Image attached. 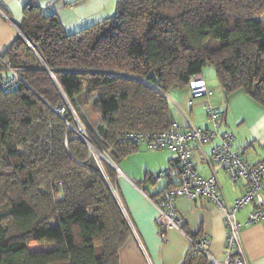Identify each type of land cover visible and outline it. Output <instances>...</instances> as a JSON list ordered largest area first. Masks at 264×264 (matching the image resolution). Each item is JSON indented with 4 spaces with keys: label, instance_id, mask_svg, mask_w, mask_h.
Returning <instances> with one entry per match:
<instances>
[{
    "label": "trees",
    "instance_id": "trees-1",
    "mask_svg": "<svg viewBox=\"0 0 264 264\" xmlns=\"http://www.w3.org/2000/svg\"><path fill=\"white\" fill-rule=\"evenodd\" d=\"M262 15L264 0H116L112 16L67 34L54 13L26 6L24 37L3 55L26 85L0 92V264H119L131 235L88 145L69 130L73 118L53 110L60 91L97 115L85 131L112 162L151 150L120 134L168 130L175 123L162 92L188 89L205 65L226 96L241 90L264 107ZM36 242L52 247L30 251ZM182 264L209 262L190 246Z\"/></svg>",
    "mask_w": 264,
    "mask_h": 264
},
{
    "label": "crops",
    "instance_id": "crops-1",
    "mask_svg": "<svg viewBox=\"0 0 264 264\" xmlns=\"http://www.w3.org/2000/svg\"><path fill=\"white\" fill-rule=\"evenodd\" d=\"M37 3L45 14L54 13L67 34L98 23L112 16L116 0H0V6L7 18L0 14V55L3 56L10 45L20 35L18 25L26 6ZM207 88L208 97L193 100L189 105L190 93L186 87L171 88L162 92L168 102L172 123L181 127L193 124L198 128L211 129L205 114V104L219 108L222 112L219 121V134L225 130L233 135L232 146L242 157L255 163L264 156V107L239 90L226 96L216 80L212 70L200 72ZM6 75L0 70V79ZM216 136L212 143L203 148L210 152L212 144H218ZM175 155L168 150L137 151L120 158L114 166L118 169L115 185L136 227L146 255L137 240L130 235L119 249V264H182L190 249L187 235L175 228L165 231L162 239L155 218L157 210L151 203L163 190L177 185L180 181ZM192 160L197 172L210 175V169L204 162L199 149L193 148ZM214 171L221 185L224 196L232 202L244 191L245 182H231L226 173L215 166ZM163 172L161 180L151 179V175ZM264 199V174H263ZM177 215L182 219L184 230L192 235L205 236L209 241L208 253L215 259L222 260L225 252V226L223 212L206 198L189 200L177 197L174 202ZM252 206L240 210L236 218L243 223ZM240 240L249 264H264V219L251 225H242Z\"/></svg>",
    "mask_w": 264,
    "mask_h": 264
},
{
    "label": "built area",
    "instance_id": "built-area-1",
    "mask_svg": "<svg viewBox=\"0 0 264 264\" xmlns=\"http://www.w3.org/2000/svg\"><path fill=\"white\" fill-rule=\"evenodd\" d=\"M0 14L7 18L0 6ZM20 33V32H19ZM21 35V33H20ZM23 37V36H22ZM0 70H5L6 75L0 79V92L8 93L18 86L26 85L25 80L21 77L18 68L10 64L3 56L0 55ZM190 92L189 104H193L194 99L208 97L211 92L207 88L200 73L194 74L188 82ZM63 102L53 108L56 114L64 117L69 114L72 118L77 114L69 100L60 91ZM206 113L208 120L212 123L213 129L206 131L190 124L189 128L183 129L173 124L165 131H145L135 132L126 131L120 134V138L131 141L135 144H142L151 150L167 148L175 154L178 161L180 181L177 185L163 190L155 198H151V203L157 210L156 223L159 226V234L162 239L165 237V231L169 228H175L181 232L183 221L177 215L174 205L177 197H185L189 200L196 198H206L223 212V222L225 226V252L222 260L215 259L208 253L209 241L205 236H200L197 240L189 238L190 246L196 251L206 256L209 264H249L240 240V228L242 225H251L264 219V199L263 191V174H264V157L257 163H249L244 160L240 153L236 151L231 144L232 134L225 131L222 133L220 143L212 145L210 152L204 151L203 145L211 142L217 135L218 119L220 111L213 108L209 103L206 104ZM69 124V130L75 131ZM85 130V129H84ZM77 132V131H75ZM87 145L90 154L95 159L100 170L101 176L105 181L121 215L123 216L131 235L137 240L143 253L146 251L137 230L133 224L127 207L117 190L115 182L108 177L103 163L108 162L115 171H118L109 157V153L102 148H98L89 141L86 131L83 136H79ZM196 145L200 150L204 162L210 169L208 177L201 176L192 160V149ZM221 168L231 182L244 181V191L242 194L228 202L222 191L221 185L216 177L214 167ZM163 173H156L153 177L155 180H161ZM247 206H252L246 215L243 223L238 222L237 213ZM184 233V232H183Z\"/></svg>",
    "mask_w": 264,
    "mask_h": 264
},
{
    "label": "rangeland",
    "instance_id": "rangeland-1",
    "mask_svg": "<svg viewBox=\"0 0 264 264\" xmlns=\"http://www.w3.org/2000/svg\"><path fill=\"white\" fill-rule=\"evenodd\" d=\"M255 19L260 20L262 23H264V15L260 16V17H256ZM212 70V72L215 74V70L213 66L210 65H205L203 66L202 70ZM126 77H130V78H135V79H139L137 76H132L129 74H123ZM72 105V104H71ZM74 109L76 110L78 116L77 117H73V124H72V128L75 129V132L78 136H83L84 133V129L87 128V126L89 125L92 129H95L97 123H98V117L97 115H95L92 110L90 109L89 106H81L80 112L79 110L76 108V106H74ZM82 115V116H81ZM79 117V118H78ZM106 164L110 165L108 162L104 161ZM52 247L51 244L49 243H45V242H36V243H32L28 246V249L30 251H38V250H42V249H47Z\"/></svg>",
    "mask_w": 264,
    "mask_h": 264
},
{
    "label": "water",
    "instance_id": "water-1",
    "mask_svg": "<svg viewBox=\"0 0 264 264\" xmlns=\"http://www.w3.org/2000/svg\"><path fill=\"white\" fill-rule=\"evenodd\" d=\"M19 32H20V31H19ZM20 33H21V32H20ZM21 36H23L22 33H21ZM23 37H24V36H23Z\"/></svg>",
    "mask_w": 264,
    "mask_h": 264
}]
</instances>
